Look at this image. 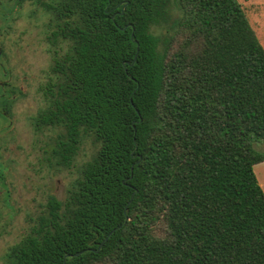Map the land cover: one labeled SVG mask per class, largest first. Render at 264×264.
I'll list each match as a JSON object with an SVG mask.
<instances>
[{
	"label": "trees",
	"instance_id": "16d2710c",
	"mask_svg": "<svg viewBox=\"0 0 264 264\" xmlns=\"http://www.w3.org/2000/svg\"><path fill=\"white\" fill-rule=\"evenodd\" d=\"M26 1L52 57L30 117L46 163L95 149L2 264H264V47L241 3Z\"/></svg>",
	"mask_w": 264,
	"mask_h": 264
},
{
	"label": "rangeland",
	"instance_id": "374dc122",
	"mask_svg": "<svg viewBox=\"0 0 264 264\" xmlns=\"http://www.w3.org/2000/svg\"><path fill=\"white\" fill-rule=\"evenodd\" d=\"M0 6V264L7 247L26 231L28 218L45 203L48 193L61 199L68 184L77 175L80 165L90 159L94 144L83 137L71 165H47L44 150L54 131L36 132L30 117L42 105L39 83L51 64V52L46 42V16L34 13L26 1L2 0ZM264 47V0H238ZM174 18V16H172ZM171 18L163 23L161 31L171 26ZM16 91L12 93V85ZM8 112L3 111L10 105ZM4 112L5 114L1 113ZM9 115V116H8ZM255 147V146H254ZM263 149L264 144H257ZM256 178L264 191V161L254 165ZM8 198V202L4 197Z\"/></svg>",
	"mask_w": 264,
	"mask_h": 264
}]
</instances>
